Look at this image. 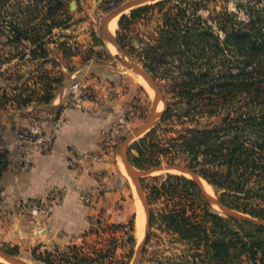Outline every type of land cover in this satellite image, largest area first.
<instances>
[{
    "label": "trees",
    "instance_id": "1",
    "mask_svg": "<svg viewBox=\"0 0 264 264\" xmlns=\"http://www.w3.org/2000/svg\"><path fill=\"white\" fill-rule=\"evenodd\" d=\"M173 1L178 3L169 5ZM209 2L159 0L133 8L118 20L117 40L127 47L123 32L147 12L160 9L158 35L152 41H140L138 58L154 78L171 81L174 99L166 100L156 124L131 144V166L143 171L161 164H183L221 192L223 205L243 215L214 211L198 181L185 174L150 176L141 186L148 205H160V209L150 210L146 244L156 226L170 244L182 245L183 253L159 254L147 259L148 264H264V0L237 1L235 11L210 8ZM201 10L207 11V17ZM65 13L63 0H0V33L8 46L28 43L30 58L46 61L53 31L67 27ZM94 42L100 43L95 35ZM16 55L12 50L3 57ZM37 78L42 82L40 94L12 95L1 90L0 110L9 102L19 107L31 102L49 105L65 76L52 77L44 71ZM211 116L220 117L219 122L185 127L175 137L159 134L167 121ZM8 165V151L0 150V178ZM68 249L58 254L57 263L48 259L49 252L34 251L33 260L111 264L102 252L89 256L76 253L75 246Z\"/></svg>",
    "mask_w": 264,
    "mask_h": 264
},
{
    "label": "rangeland",
    "instance_id": "2",
    "mask_svg": "<svg viewBox=\"0 0 264 264\" xmlns=\"http://www.w3.org/2000/svg\"><path fill=\"white\" fill-rule=\"evenodd\" d=\"M127 1L129 0H63L66 10L63 18L66 19L65 23L67 27L58 28L53 31L51 35L52 41L47 45L49 51L46 61L32 60L30 58V45H28V43L15 45L14 48L8 46L6 44L7 40L5 35L0 33V56H2V58L0 57V93L2 92L1 90L4 89L8 94L12 95L21 94L22 96H28L37 92L40 94L42 92V82H40L37 77H40L41 72L47 71L52 77L63 74L66 80L75 69L74 56H82V61L85 62L88 59L100 56L101 53H103L105 58L111 60L113 64L118 66L138 90L136 105L134 104V106L139 109L138 120H136L133 125L128 124L127 127L120 129V131L114 135L112 138V148L106 153L116 158L117 168L126 181L128 189L126 198L132 212L128 221L124 225L112 224L104 219V217L97 215L90 220V226L88 228L73 235L68 239V243H54L48 238V234L44 230L46 223L43 222V220L47 217V214L40 212V214L32 216L29 211L22 209L19 211L21 212V216L17 218V216H12L13 213H16L15 211L7 210L3 212L0 208V249L15 252L14 257L26 264H43L33 260L34 251H36V253H51L52 256L48 257V259L54 260L57 263L60 260L58 254L70 252L68 247L73 246L76 248L75 252L80 255L95 256L98 252H102V254L106 256V262H110L111 264H131L136 249L142 240L143 227L140 226L139 223L140 217L143 218V216H145V211L136 189H134L122 169L120 146L125 138L132 134L133 131L145 121L150 113L154 95L149 89L150 86L148 85V87L145 84L140 75L134 73L130 69H126V67L116 59L115 55L118 54V51L115 50L109 42L103 40L99 29L102 19L110 11ZM237 1L240 0H210L209 6L210 8L215 7L216 10L227 8L229 11H235V3ZM175 3H178V1H173L169 5ZM72 4L75 5L74 8H71ZM169 5H166L165 8ZM129 11L130 10H126L122 14H127ZM200 14L204 18L208 15L205 10H201ZM120 16L121 15L118 16V20ZM118 20L113 29L114 32H112V35L116 38L119 32ZM160 24L161 11L156 7L144 14L135 21L128 30L123 32L124 42L127 44V47L120 45L126 54L143 68L144 66L138 58V53L142 48L140 41H152V39L158 35V26ZM94 35L98 38L100 43L96 44L94 42ZM61 42H66L67 44L62 46ZM94 45L100 46L103 50L99 51V49H93V47H95ZM128 49L131 52H129ZM12 50L17 54L16 58L6 60L7 58L3 57L4 54ZM154 80L162 96V99L158 98L156 102L155 112L161 113L165 108L166 100L169 103L174 101V99L171 98V81L164 78H154ZM76 81L81 83L77 77L71 79V83ZM64 82L62 86L56 90V95L63 88ZM31 105L37 106L34 102L23 107H19L16 102H9L6 104V109L0 110V150L8 151L6 147L7 141H9L10 136L15 131L11 129V125L17 122L14 120V114L19 113L20 117L29 116L24 110ZM11 111H14V114ZM31 118L37 119L38 117ZM219 120L220 117L218 116L194 117V120L184 119L181 122L174 119V121H167L166 124L168 126H164L159 134L165 137H175L178 134L177 132H181L185 127H196L199 125L211 126L218 123ZM182 166L185 165L182 164ZM133 170L134 169L131 168V171ZM170 172L180 173L177 171ZM164 173L167 172H156L150 176ZM185 175L191 177L188 174ZM150 176L142 178L141 181L144 182V180ZM198 179L203 192L219 200L221 192H217L205 180L199 177ZM143 192L146 198L147 193L144 190ZM209 204L214 211L218 212L220 215H225L216 205ZM148 207L149 210H154L155 212L160 209V205H148ZM16 209L18 213V208L16 207ZM142 221L143 219L141 222ZM151 233L148 243L144 246L147 250L145 260H143L141 264H148L147 259H153L159 254L173 257L183 253V246L179 244H170L166 234L160 232L156 226H153ZM0 263L9 264L1 259Z\"/></svg>",
    "mask_w": 264,
    "mask_h": 264
},
{
    "label": "crops",
    "instance_id": "3",
    "mask_svg": "<svg viewBox=\"0 0 264 264\" xmlns=\"http://www.w3.org/2000/svg\"><path fill=\"white\" fill-rule=\"evenodd\" d=\"M93 49L103 50L100 46ZM73 59L75 69L57 95L77 77L98 99L73 108L59 104L56 95L49 105L27 107L24 111L30 117L11 111L17 121L11 125L12 130L37 121H42L47 130L57 122L58 127L51 150L35 155L28 168L21 166L12 145L14 131L6 144L9 165L0 179V208L17 213V207L18 213L12 215L17 218L21 216L20 210L28 211L23 206L25 201L45 200L52 190L60 191L59 202L43 220L44 230L54 243H68L69 238L88 228L97 215L109 223L124 225L132 214L126 198V181L117 168L116 158L108 153L101 162L94 163L82 156L97 152L105 133L119 119L135 124L139 118V109L134 106L137 87L103 53L85 62L80 55Z\"/></svg>",
    "mask_w": 264,
    "mask_h": 264
},
{
    "label": "water",
    "instance_id": "4",
    "mask_svg": "<svg viewBox=\"0 0 264 264\" xmlns=\"http://www.w3.org/2000/svg\"><path fill=\"white\" fill-rule=\"evenodd\" d=\"M155 1H157V0H129L127 2H124L123 4L119 5L118 7H116L112 11H110L102 19V22L99 25V29H100V32L102 34L103 40L109 42V44L111 43L115 47V49L118 51V54L115 55L116 59L120 63H122L126 67V69H130L134 73L140 75L147 82V84L150 86V88H152L154 91V98L152 100L150 113L148 114L147 118L145 119V121L140 126H138L133 131L132 134H130L129 136H127L125 138V140L122 142V144L120 146V156H121L125 171L127 173L126 176L128 175L130 177V179L129 178L128 179L133 183V185L136 189V192L138 194V197H139V199H140V201L144 207V211H145L144 234H143L142 240L140 241V243L136 249V253L134 255V258H133L131 264H138V262L141 258L142 252L144 250V246L146 244L147 234H148V230H149L150 210H149L144 192L142 190L141 179L148 177L150 175H153L156 172L177 171V172H180L183 174L190 175L192 178H194L199 183L198 176L193 171L189 170L187 167L182 166L180 164H161V165L154 167V168H151L149 170L138 171L131 166V164L129 162V158H128V150H129L131 144L134 142V140H136L138 137H141L143 134L148 132L156 124L157 119L160 117L161 113H156L155 111H156V102H157L158 98L162 99V96H161L160 90H159L153 76L147 70H145L142 66H140L136 61H134L132 58H130L126 54V52L124 51V49L122 48V46L118 42L117 38L115 36H113L112 33L109 31L108 23L116 15H118V14L122 15V13H124L126 10H131L133 8H136V7L145 5V4H149V3H152ZM74 6L75 5L72 4L71 8H74ZM131 168H133L134 170L131 171ZM203 193H204V196L207 199V201L211 204L216 205L224 214L233 215V216H243V215L237 214L234 210L223 205L219 200L211 197L206 192H203ZM0 257L9 264H26L25 262L19 260L18 258H15L14 256L9 255L8 253H6L2 249H0Z\"/></svg>",
    "mask_w": 264,
    "mask_h": 264
},
{
    "label": "built area",
    "instance_id": "5",
    "mask_svg": "<svg viewBox=\"0 0 264 264\" xmlns=\"http://www.w3.org/2000/svg\"><path fill=\"white\" fill-rule=\"evenodd\" d=\"M98 98L85 85L76 81L63 89V92L56 96L59 104H64L67 107L81 108L85 101ZM127 121L123 118L105 133L100 142L99 150L95 153L85 154L82 157H88L92 162L99 163L101 158L105 156L108 150L112 148L113 137L120 129L127 127ZM58 127V122L54 127L47 130L42 121L34 122L28 126L16 129L12 145L15 148L19 162L22 167L28 168L32 165L33 159L37 154L48 153L54 143L55 129ZM60 191L52 190L45 200H27L23 206L32 216H36L43 212L49 214L52 206L59 202Z\"/></svg>",
    "mask_w": 264,
    "mask_h": 264
},
{
    "label": "bare ground",
    "instance_id": "6",
    "mask_svg": "<svg viewBox=\"0 0 264 264\" xmlns=\"http://www.w3.org/2000/svg\"><path fill=\"white\" fill-rule=\"evenodd\" d=\"M120 14H118V15H116L114 18H112L111 20H110V22L108 23V29H109V31L112 33V32H114V28H115V26H116V23H117V20H118V16H119ZM110 45L111 46H113L111 43H110ZM113 48L115 49V47L113 46ZM116 50V49H115ZM138 76V75H137ZM140 77V76H139ZM141 78V77H140ZM143 79V78H142ZM143 81L145 82V84L148 86V84H147V82L143 79ZM149 87V86H148ZM149 89L151 90V93L154 95V91H153V89L152 88H150L149 87ZM122 165V169H123V171H124V173L125 174H127L126 173V171H125V168H124V165H123V163L121 164ZM128 176V175H127ZM128 178L130 179V177L128 176ZM131 182V181H130ZM131 184H132V186L134 187V185H133V183L131 182ZM134 189H135V187H134ZM143 219V221L141 222V220ZM139 225L140 226H142L143 228V234H144V228H145V216H143V218L142 217H140V223H139ZM143 234H142V236H143ZM0 259L2 260V261H4L1 257H0Z\"/></svg>",
    "mask_w": 264,
    "mask_h": 264
}]
</instances>
